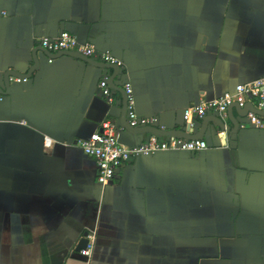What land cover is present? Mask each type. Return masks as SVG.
I'll list each match as a JSON object with an SVG mask.
<instances>
[{
  "label": "crops",
  "instance_id": "0c3cea01",
  "mask_svg": "<svg viewBox=\"0 0 264 264\" xmlns=\"http://www.w3.org/2000/svg\"><path fill=\"white\" fill-rule=\"evenodd\" d=\"M62 31L120 60L113 85L162 131L198 133L186 108L264 78V0H0V264H264V129L212 130L205 150L137 157L102 186L78 142L122 95L98 88L113 70L39 50ZM35 49L40 68L7 89Z\"/></svg>",
  "mask_w": 264,
  "mask_h": 264
},
{
  "label": "built area",
  "instance_id": "2783aa9c",
  "mask_svg": "<svg viewBox=\"0 0 264 264\" xmlns=\"http://www.w3.org/2000/svg\"><path fill=\"white\" fill-rule=\"evenodd\" d=\"M39 45L52 54L66 51L74 52L89 59H97L105 64L116 65L117 67L123 66V63L110 53L98 52L89 44H81L74 35L66 31H62L54 37L41 38ZM13 79H17L15 81L18 83L21 82L18 78ZM98 88L105 100L109 104L112 103V89L108 85L106 77L99 81ZM123 90L126 95L128 124L131 126H156L158 121L155 117L143 118L136 114L135 97L129 82L123 85ZM3 100L4 97L0 93V103ZM247 103H252L255 109L264 111V78L246 84H239L232 93H225L219 98L203 101L198 105L186 108L183 112V119L192 126L193 119H202L209 114L223 117L230 105L237 104L242 108ZM247 119L253 127L264 129V117L248 113ZM121 130L122 128L114 120H105L101 124V131L95 132L87 139L78 142L82 152L94 159L97 168L96 179L102 186L111 182L119 168L137 157H149L166 151L199 153L207 148L203 140H186L177 137L161 139L155 135H149L147 139L136 146H125L118 142V135ZM221 135L224 136L225 132H221ZM50 145L51 140L46 138L45 146L49 147ZM93 234L90 233L86 236L87 245L80 250L82 257L88 258L91 255L94 242Z\"/></svg>",
  "mask_w": 264,
  "mask_h": 264
},
{
  "label": "water",
  "instance_id": "95a60500",
  "mask_svg": "<svg viewBox=\"0 0 264 264\" xmlns=\"http://www.w3.org/2000/svg\"><path fill=\"white\" fill-rule=\"evenodd\" d=\"M39 50L42 51L47 58L50 60L57 59L63 56L66 57H72L76 59H80L82 61H85L87 63L93 64L95 67L107 72L108 70H113L114 74L108 79V85L111 89L117 90L122 95V110L120 113V116L118 120L116 121V124H118L119 127L122 128L118 135V142L120 144H123L125 146H136L143 142L144 136L149 135H155L158 137H177L182 138L186 140H204L206 135H209L212 130H220L219 132H225L228 133L233 140H236L238 138V133L241 130V127L244 124V120L247 119L248 113H254L260 117H264V111H259L253 107L252 103H247L244 107L240 108L237 104H232L227 109V117L229 124L226 123L224 119H222L218 115H207L203 119H201V126L198 133L193 134L192 129L188 130L187 128H183L179 131H162L158 128V126H131L127 122V111H126V95L123 90V88H118L113 85V79L115 76L122 75L123 72L120 67H117L116 65H110L105 64L102 62H96L92 59L83 57L77 53L74 52H60L57 54H52L42 48L39 47ZM37 51L38 49H35L32 52V66L28 69L27 73L24 75H21L19 72L16 71H5L3 74V81L5 87L8 89L10 84V78H18V79H26L31 76V73L38 68H40V62L37 58ZM0 93H4L0 89ZM233 111H236L237 118L233 117L232 113ZM189 128L190 125H187ZM193 126V123H192ZM211 127V128H210ZM87 245V240L85 238L81 239L77 246V251H80L81 249H84Z\"/></svg>",
  "mask_w": 264,
  "mask_h": 264
}]
</instances>
